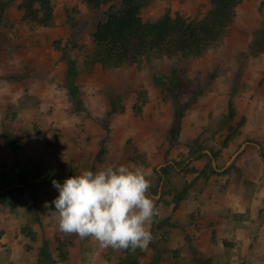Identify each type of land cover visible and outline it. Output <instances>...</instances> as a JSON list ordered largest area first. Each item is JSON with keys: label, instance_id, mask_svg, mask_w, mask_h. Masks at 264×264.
Returning <instances> with one entry per match:
<instances>
[{"label": "rangeland", "instance_id": "374dc122", "mask_svg": "<svg viewBox=\"0 0 264 264\" xmlns=\"http://www.w3.org/2000/svg\"><path fill=\"white\" fill-rule=\"evenodd\" d=\"M22 1H11L3 17L0 10V185H10L5 194L0 189V220L13 228L41 224L50 215L45 203L59 195L52 182L16 185L14 156L2 138L10 131L28 178L69 177L110 164L148 173L159 209L153 240L147 249L123 250L120 264H264V211L256 221L249 213L245 218L253 237L246 255L235 245L221 246L214 234L211 255L202 256L207 252L195 242L203 234L192 236L183 224V211L192 209L188 222L201 229L193 219L203 217L207 198L229 192L232 179L238 191L243 174L258 172L255 159L264 151V98L258 96L264 87V0H242L223 42L201 57L145 56L112 68L89 62L103 11L90 10L87 0H53L54 22L36 26L24 20ZM210 8V0H155L142 17L171 12L198 19ZM58 41L76 60V89L68 84ZM171 73L172 81L166 78ZM175 97L183 107L181 128ZM257 185L248 179L247 192L261 191ZM60 233L65 256L76 235ZM40 253L49 261L54 250L47 243Z\"/></svg>", "mask_w": 264, "mask_h": 264}, {"label": "trees", "instance_id": "16d2710c", "mask_svg": "<svg viewBox=\"0 0 264 264\" xmlns=\"http://www.w3.org/2000/svg\"><path fill=\"white\" fill-rule=\"evenodd\" d=\"M11 1L13 0H6L1 4V17L4 16ZM154 1L87 0L90 10L104 12V19L97 23L92 32L94 51L89 57L90 64H101L104 68H112L133 64L145 56L201 57L223 42L236 19L237 9L242 0H210V10L198 19L166 12L157 19L144 20L142 9L152 5ZM20 8L24 20L36 26H49L57 16L53 0H23ZM57 48L61 49L67 58L68 84L76 89V60L61 46L60 41L57 42ZM166 78L172 81L173 73ZM174 105L175 116L178 119L177 126L181 128L183 107L176 97ZM2 138L15 158L19 181L16 185L34 188L39 183L52 182L53 179L63 183L68 178L54 174L28 178L24 173L18 143L13 133L2 132ZM205 154L207 153H200L196 158ZM262 155L264 156V151ZM9 187V184L0 185L3 194L10 190ZM59 250H62V246ZM62 255V258L67 256V254Z\"/></svg>", "mask_w": 264, "mask_h": 264}, {"label": "clouds", "instance_id": "9594fccd", "mask_svg": "<svg viewBox=\"0 0 264 264\" xmlns=\"http://www.w3.org/2000/svg\"><path fill=\"white\" fill-rule=\"evenodd\" d=\"M52 185L59 195L45 208L62 233L92 238L114 250L147 249L152 242L159 209L142 167L110 164L83 170L63 183L53 179Z\"/></svg>", "mask_w": 264, "mask_h": 264}, {"label": "crops", "instance_id": "0c3cea01", "mask_svg": "<svg viewBox=\"0 0 264 264\" xmlns=\"http://www.w3.org/2000/svg\"><path fill=\"white\" fill-rule=\"evenodd\" d=\"M263 89H260L258 93L260 99L264 98L262 97L264 95ZM261 102L264 103V99ZM261 112L264 113V108ZM261 123L264 129V116L261 117ZM259 153L260 155L255 159L258 172L254 176L243 174L239 178V182H237L239 184L238 191L233 190L231 187L236 184L234 179H232L229 192L223 193L222 196H216L214 199L207 198V205L204 206L205 208L202 212L203 217L193 219V222L199 220L201 229L191 228L192 224L188 222L192 209L183 211L186 218V222L183 224L184 226L187 224L184 230L191 233L192 236L200 232L203 234L199 239L197 237L195 242L197 249H203L207 252H200V255H211L213 239H215L214 234H216L217 238L215 240L219 244L221 243V246L227 244L235 245L236 248L243 251V254L251 247L253 241L252 232L247 226L245 218L249 213L252 221H256V219L260 218L261 211H264V157L261 150H259ZM242 172L244 173L245 171L242 170ZM248 179L258 184L257 187L261 191H256L250 195L246 187ZM191 201L194 203L196 199L191 198ZM212 207L217 210L215 213H211ZM52 217V215H48L41 224L32 225L31 228L29 226L25 227L22 223L18 227L13 228L12 225L7 226L6 222L0 220V264H120L121 257L125 254L123 250H116L113 256H109L106 252L112 249L111 247L102 248L92 238L84 240L78 235L69 244L67 256L62 258L59 248L64 245H60V240L56 239L57 231H61L58 229L57 220L51 221ZM262 224L264 227V222ZM62 234L60 233V235ZM201 240H203L202 244ZM47 243L54 250L53 257L49 261L43 260L44 258L40 253L41 248ZM233 257L237 259L240 256L234 255Z\"/></svg>", "mask_w": 264, "mask_h": 264}, {"label": "water", "instance_id": "95a60500", "mask_svg": "<svg viewBox=\"0 0 264 264\" xmlns=\"http://www.w3.org/2000/svg\"><path fill=\"white\" fill-rule=\"evenodd\" d=\"M239 152H240V151H239ZM239 152H237V153L233 156V158H234L235 156H237V154H238Z\"/></svg>", "mask_w": 264, "mask_h": 264}]
</instances>
